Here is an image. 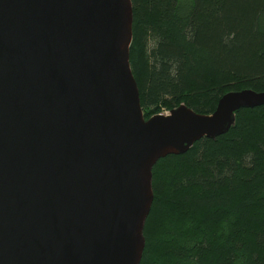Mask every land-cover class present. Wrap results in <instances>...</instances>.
Masks as SVG:
<instances>
[{"label": "water", "instance_id": "95a60500", "mask_svg": "<svg viewBox=\"0 0 264 264\" xmlns=\"http://www.w3.org/2000/svg\"><path fill=\"white\" fill-rule=\"evenodd\" d=\"M132 0H0V264H141L153 168L264 91L146 118Z\"/></svg>", "mask_w": 264, "mask_h": 264}, {"label": "trees", "instance_id": "16d2710c", "mask_svg": "<svg viewBox=\"0 0 264 264\" xmlns=\"http://www.w3.org/2000/svg\"><path fill=\"white\" fill-rule=\"evenodd\" d=\"M130 62L145 117L264 91V0H132ZM141 264H264V105L153 168Z\"/></svg>", "mask_w": 264, "mask_h": 264}, {"label": "rangeland", "instance_id": "374dc122", "mask_svg": "<svg viewBox=\"0 0 264 264\" xmlns=\"http://www.w3.org/2000/svg\"><path fill=\"white\" fill-rule=\"evenodd\" d=\"M161 113H163V114H167V113H169V111H162ZM145 115V114H144ZM149 118V117H148Z\"/></svg>", "mask_w": 264, "mask_h": 264}]
</instances>
